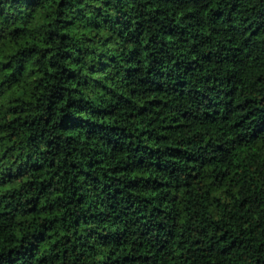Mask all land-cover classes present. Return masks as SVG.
I'll list each match as a JSON object with an SVG mask.
<instances>
[{"label":"trees","instance_id":"obj_1","mask_svg":"<svg viewBox=\"0 0 264 264\" xmlns=\"http://www.w3.org/2000/svg\"><path fill=\"white\" fill-rule=\"evenodd\" d=\"M0 264H264V0H0Z\"/></svg>","mask_w":264,"mask_h":264}]
</instances>
